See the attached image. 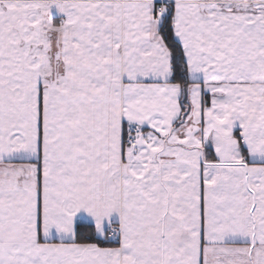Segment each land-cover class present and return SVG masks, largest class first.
<instances>
[{
	"label": "snow or ice",
	"instance_id": "6c2138e0",
	"mask_svg": "<svg viewBox=\"0 0 264 264\" xmlns=\"http://www.w3.org/2000/svg\"><path fill=\"white\" fill-rule=\"evenodd\" d=\"M0 264H264V0H0Z\"/></svg>",
	"mask_w": 264,
	"mask_h": 264
}]
</instances>
